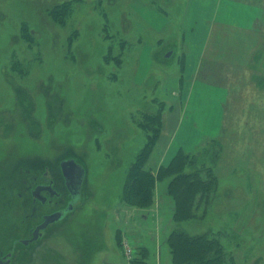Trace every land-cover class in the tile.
<instances>
[{
  "label": "rangeland",
  "instance_id": "obj_1",
  "mask_svg": "<svg viewBox=\"0 0 264 264\" xmlns=\"http://www.w3.org/2000/svg\"><path fill=\"white\" fill-rule=\"evenodd\" d=\"M212 1L0 0V252L15 250L11 264H132L145 248L149 264H173L177 227L219 232L228 264H264V113L242 108L232 121L226 69L204 70L220 101L211 100L208 133L188 152L193 167L214 164L219 184L214 197L197 196L196 218L175 221L161 162L191 82L186 38H203ZM232 1L264 13V0ZM68 158L85 167L81 199L22 245L44 213L66 205L67 196L34 203L31 189L48 170L63 190ZM136 162L153 187L146 206L126 202Z\"/></svg>",
  "mask_w": 264,
  "mask_h": 264
},
{
  "label": "crops",
  "instance_id": "obj_2",
  "mask_svg": "<svg viewBox=\"0 0 264 264\" xmlns=\"http://www.w3.org/2000/svg\"><path fill=\"white\" fill-rule=\"evenodd\" d=\"M215 4L203 38H186L191 46L190 67L186 69L191 82L180 117L161 155L163 165H168L179 149L191 151L199 146L208 133L202 124L204 115L213 101H220L214 100L209 93L214 74L204 70L210 65L221 66L227 71L222 73L226 76L224 104L232 110L233 122L240 121L242 108H254L257 114L264 113L263 9L232 0H218ZM224 113L222 132L225 133L226 109ZM144 252L147 253L146 248Z\"/></svg>",
  "mask_w": 264,
  "mask_h": 264
},
{
  "label": "trees",
  "instance_id": "obj_3",
  "mask_svg": "<svg viewBox=\"0 0 264 264\" xmlns=\"http://www.w3.org/2000/svg\"><path fill=\"white\" fill-rule=\"evenodd\" d=\"M217 145L220 150L217 154L218 158L223 148L221 138ZM209 149L205 148V151L209 153ZM195 160L191 158L190 152L179 149L171 162L164 165V173L172 175L168 192L175 199L174 219L177 223L196 218L197 196L200 195L203 198L206 191V193L212 192L214 197L218 188L219 178L214 164L208 166L201 161L199 163L203 166L193 167ZM136 163L129 176L126 202L146 206L154 198L153 187L148 179L150 175H145L139 162ZM203 173L207 174V179ZM206 198L209 199L208 196ZM219 236V232L213 230L191 234L183 228H174L168 238L173 264H228L227 249ZM144 253L142 250L140 257L132 260V264H149Z\"/></svg>",
  "mask_w": 264,
  "mask_h": 264
},
{
  "label": "flooded vegetation",
  "instance_id": "obj_4",
  "mask_svg": "<svg viewBox=\"0 0 264 264\" xmlns=\"http://www.w3.org/2000/svg\"><path fill=\"white\" fill-rule=\"evenodd\" d=\"M62 174H63V171H62ZM63 177H64V180H65L64 181L65 182V187H64L63 190L57 187V185L55 183V180L53 178H49V171L48 170L44 173L43 178L40 181L36 182L35 185L32 187L31 195H32L34 203L40 202L43 205H47V204H50L55 199H60L61 197H65V196H67V200L68 201H67L65 206L57 208V209H55V210H53L51 212H48V213H44L42 215V217H41V220L35 222L34 225L30 227L29 236L20 239V242H21L22 245L30 246L33 243L37 242L44 235L45 230H47L50 225L62 221L71 211H73V209L75 207V204L77 202L74 204L73 209L70 212H68L61 220L49 224L45 229L40 231V233L38 234V237L36 239H33L34 238V231L36 230L38 225H40L45 220V215L67 207L68 203L72 199L70 190H69V188H68V186L66 184V179H65L64 174H63ZM82 184H83V182H82ZM38 187H41L43 189L41 190L40 194L38 193V196H35L34 195V191ZM81 197H82V186H81V193H80V198L79 199H81ZM14 253H15V250L14 249H10L6 253H1L0 252V257L2 258L3 261L9 260L8 264H11L12 260H13V257H14Z\"/></svg>",
  "mask_w": 264,
  "mask_h": 264
},
{
  "label": "water",
  "instance_id": "obj_5",
  "mask_svg": "<svg viewBox=\"0 0 264 264\" xmlns=\"http://www.w3.org/2000/svg\"><path fill=\"white\" fill-rule=\"evenodd\" d=\"M169 54L170 53H168V55ZM60 165H61L63 174H64L65 179H66V184L70 190L72 199L68 203L67 207L45 215V220L40 225H38V227L34 231V238L33 239H36L38 237V234L40 233V231L45 229L49 224L61 220L68 212H70L73 209L74 204L80 198L81 186H82V182H83L84 176H85L84 166L81 163H79L78 161H76L75 158L63 159L61 161ZM42 189L43 188L38 187L34 191V195L38 196V193L40 194ZM8 262H9V260L3 261L2 258L0 257V264H8Z\"/></svg>",
  "mask_w": 264,
  "mask_h": 264
},
{
  "label": "built area",
  "instance_id": "obj_6",
  "mask_svg": "<svg viewBox=\"0 0 264 264\" xmlns=\"http://www.w3.org/2000/svg\"><path fill=\"white\" fill-rule=\"evenodd\" d=\"M123 248H124V252L128 256V258L132 259L135 257V256H133L132 244L128 239L123 240Z\"/></svg>",
  "mask_w": 264,
  "mask_h": 264
},
{
  "label": "bare ground",
  "instance_id": "obj_7",
  "mask_svg": "<svg viewBox=\"0 0 264 264\" xmlns=\"http://www.w3.org/2000/svg\"><path fill=\"white\" fill-rule=\"evenodd\" d=\"M66 219V217L62 220V221H64ZM62 221H60V222H62ZM59 223V222H58Z\"/></svg>",
  "mask_w": 264,
  "mask_h": 264
}]
</instances>
